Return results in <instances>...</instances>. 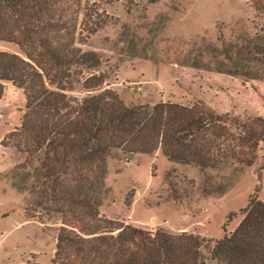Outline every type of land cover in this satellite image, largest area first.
Wrapping results in <instances>:
<instances>
[{
  "label": "trees",
  "instance_id": "trees-1",
  "mask_svg": "<svg viewBox=\"0 0 264 264\" xmlns=\"http://www.w3.org/2000/svg\"><path fill=\"white\" fill-rule=\"evenodd\" d=\"M87 1L0 0V44L18 47L0 50V101L6 84L25 96L21 124L5 140L22 156L13 187L31 196L30 220L59 224L53 264H264L257 194L222 240L152 232L102 215L110 158L159 151L202 173L229 171L232 180L217 189L224 193L264 151V117L219 114L203 102H127L109 87L119 66L108 68L82 47L81 23L97 15Z\"/></svg>",
  "mask_w": 264,
  "mask_h": 264
},
{
  "label": "rangeland",
  "instance_id": "rangeland-1",
  "mask_svg": "<svg viewBox=\"0 0 264 264\" xmlns=\"http://www.w3.org/2000/svg\"><path fill=\"white\" fill-rule=\"evenodd\" d=\"M86 4L97 15L81 23L82 47L99 53L108 68L119 66L109 87L127 102H203L219 114L264 117V0ZM96 27L101 29L94 35L85 31ZM0 50L17 53L18 47L4 43ZM135 51L150 56L134 58ZM9 88L0 101V264H53L59 224L30 220L31 196L13 187L12 171L22 156L5 140L21 124L25 96ZM263 161L260 150L256 164L219 193L218 187L232 180L229 171L202 173L159 151L129 160L110 158L101 213L152 232L202 233L222 240L237 229L253 195L264 201ZM205 210L209 221L201 220Z\"/></svg>",
  "mask_w": 264,
  "mask_h": 264
},
{
  "label": "crops",
  "instance_id": "crops-1",
  "mask_svg": "<svg viewBox=\"0 0 264 264\" xmlns=\"http://www.w3.org/2000/svg\"><path fill=\"white\" fill-rule=\"evenodd\" d=\"M6 86V89H10L9 87H11V89H15L16 91H17V89L14 87V86H12L11 84H6L5 85ZM211 219V214H210V212L209 211H204L203 213H202V216H201V220H203V221H209ZM182 233H190V234H195V233H192V232H181V234ZM196 235V234H195ZM198 235H200V236H202V237H205V238H208V239H211L210 237H208V236H206V235H203L202 233H198Z\"/></svg>",
  "mask_w": 264,
  "mask_h": 264
}]
</instances>
